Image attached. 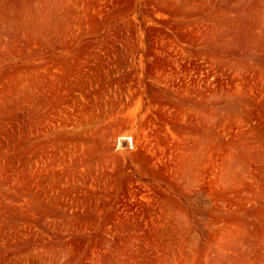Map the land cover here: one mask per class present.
I'll use <instances>...</instances> for the list:
<instances>
[{
  "label": "rangeland",
  "instance_id": "rangeland-1",
  "mask_svg": "<svg viewBox=\"0 0 264 264\" xmlns=\"http://www.w3.org/2000/svg\"><path fill=\"white\" fill-rule=\"evenodd\" d=\"M0 264H264V0H0Z\"/></svg>",
  "mask_w": 264,
  "mask_h": 264
}]
</instances>
